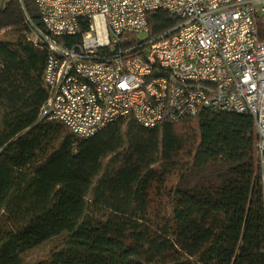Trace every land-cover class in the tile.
<instances>
[{
    "label": "trees",
    "instance_id": "trees-1",
    "mask_svg": "<svg viewBox=\"0 0 264 264\" xmlns=\"http://www.w3.org/2000/svg\"><path fill=\"white\" fill-rule=\"evenodd\" d=\"M29 19L44 28L34 0H0V264L54 237L37 264H264L253 117L204 108L146 128L127 116L82 139L40 119L48 53ZM148 23L149 37L176 24L163 9Z\"/></svg>",
    "mask_w": 264,
    "mask_h": 264
},
{
    "label": "built area",
    "instance_id": "built-area-1",
    "mask_svg": "<svg viewBox=\"0 0 264 264\" xmlns=\"http://www.w3.org/2000/svg\"><path fill=\"white\" fill-rule=\"evenodd\" d=\"M34 2L44 28L29 19L32 40L48 53L40 119L87 140L127 116L155 128L204 108L249 114L264 214V0ZM158 9L176 24L125 47L129 34L147 35L148 14ZM79 35L70 46L56 40Z\"/></svg>",
    "mask_w": 264,
    "mask_h": 264
},
{
    "label": "rangeland",
    "instance_id": "rangeland-1",
    "mask_svg": "<svg viewBox=\"0 0 264 264\" xmlns=\"http://www.w3.org/2000/svg\"><path fill=\"white\" fill-rule=\"evenodd\" d=\"M147 20H148V17H147ZM148 27H149V23H148ZM84 32H86V31H84ZM148 33H149V30H148ZM148 33H147V35L143 34V33H131L128 35V40L130 39V35H135L136 37L138 36L140 39H144L146 36L149 37ZM79 36L81 37V39H80V41H81L82 35H79ZM34 39H36V38H34ZM80 41H76L75 43H79ZM61 239H62V237H57V238L54 237V238L46 241L42 245L38 246L37 248H35V249L29 251L28 253L24 254L23 255V262L25 264H37V263L45 260L48 257L50 250L56 244H58L61 241Z\"/></svg>",
    "mask_w": 264,
    "mask_h": 264
}]
</instances>
